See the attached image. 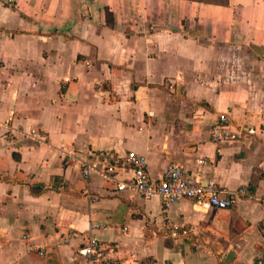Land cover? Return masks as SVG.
I'll use <instances>...</instances> for the list:
<instances>
[{
  "label": "crops",
  "instance_id": "0c3cea01",
  "mask_svg": "<svg viewBox=\"0 0 264 264\" xmlns=\"http://www.w3.org/2000/svg\"><path fill=\"white\" fill-rule=\"evenodd\" d=\"M221 114L241 139H212ZM128 152L250 194L165 209L104 175ZM87 237L119 264H264V0L0 1V264H86Z\"/></svg>",
  "mask_w": 264,
  "mask_h": 264
},
{
  "label": "built area",
  "instance_id": "2783aa9c",
  "mask_svg": "<svg viewBox=\"0 0 264 264\" xmlns=\"http://www.w3.org/2000/svg\"><path fill=\"white\" fill-rule=\"evenodd\" d=\"M0 1L14 5L19 0ZM210 135L216 143L237 141L243 137L241 131L230 128L227 114L219 116L210 129ZM82 166L84 176L89 177L92 164L84 161ZM126 170L131 171V177L118 179V174ZM104 175L108 180L116 183L118 191L132 189L145 199H151L156 195L161 196L165 209H169L173 203L182 199L191 200L204 209H229L239 198L250 194L247 187L229 190L219 187L215 182L202 185L199 181L188 179L183 167L176 163H170L163 177L155 181L149 173L146 157L135 152H128L123 159L114 157L105 168ZM83 235L79 231H72L65 236L63 242ZM39 252L43 254L44 248L39 247ZM78 254L85 259L86 264H119V261L114 259L110 251L95 237H87L85 244L78 250Z\"/></svg>",
  "mask_w": 264,
  "mask_h": 264
}]
</instances>
